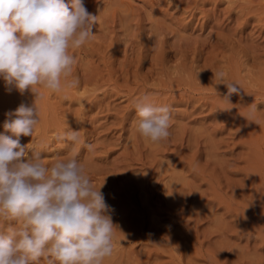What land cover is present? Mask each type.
Listing matches in <instances>:
<instances>
[{
  "label": "rangeland",
  "instance_id": "rangeland-1",
  "mask_svg": "<svg viewBox=\"0 0 264 264\" xmlns=\"http://www.w3.org/2000/svg\"><path fill=\"white\" fill-rule=\"evenodd\" d=\"M84 3L98 24L74 51L79 87L40 89L39 124L20 139L48 165L75 154L103 185L117 226L104 264H264V0ZM220 70L241 87L230 103ZM144 93L170 107L166 141L135 130ZM34 99L0 79V133ZM69 127L91 151L53 139Z\"/></svg>",
  "mask_w": 264,
  "mask_h": 264
},
{
  "label": "clouds",
  "instance_id": "clouds-1",
  "mask_svg": "<svg viewBox=\"0 0 264 264\" xmlns=\"http://www.w3.org/2000/svg\"><path fill=\"white\" fill-rule=\"evenodd\" d=\"M98 15L84 0H0V79L6 90L35 95L31 105L5 113L0 133V264H104L116 249L112 213L90 173L75 154L46 164L41 151L21 143L39 124L40 89L64 94L79 87L74 54L90 42ZM199 73V72H198ZM197 73V76H198ZM223 99L239 95L238 82L214 73ZM135 130L159 143L170 135V107L148 93L134 100ZM252 109L246 120L257 123ZM64 146L82 145L81 133L69 127L54 134Z\"/></svg>",
  "mask_w": 264,
  "mask_h": 264
}]
</instances>
